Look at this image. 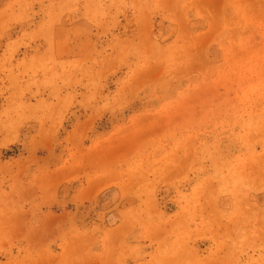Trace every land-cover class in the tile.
Masks as SVG:
<instances>
[{
    "label": "rangeland",
    "instance_id": "rangeland-1",
    "mask_svg": "<svg viewBox=\"0 0 264 264\" xmlns=\"http://www.w3.org/2000/svg\"><path fill=\"white\" fill-rule=\"evenodd\" d=\"M0 264H264V0H0Z\"/></svg>",
    "mask_w": 264,
    "mask_h": 264
}]
</instances>
